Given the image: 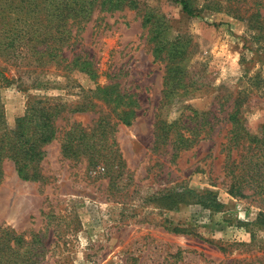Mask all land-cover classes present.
Wrapping results in <instances>:
<instances>
[{
  "label": "rangeland",
  "instance_id": "obj_1",
  "mask_svg": "<svg viewBox=\"0 0 264 264\" xmlns=\"http://www.w3.org/2000/svg\"><path fill=\"white\" fill-rule=\"evenodd\" d=\"M184 1L192 15L181 0L28 1L38 7L24 19L40 16L29 30L66 39L57 48L67 57L0 83V134L25 116L29 97L59 106L54 139L29 164L36 179L0 164V226L34 249L36 264H264V194L230 192L245 151L229 142L228 121L235 108L252 134L264 124V7ZM47 8L66 19L58 12L49 24ZM165 29L170 41L188 40L184 82L196 88L169 104L166 63L153 52ZM75 57L90 71L71 66ZM189 108L215 126L176 151L173 126L202 123L185 118Z\"/></svg>",
  "mask_w": 264,
  "mask_h": 264
},
{
  "label": "trees",
  "instance_id": "obj_2",
  "mask_svg": "<svg viewBox=\"0 0 264 264\" xmlns=\"http://www.w3.org/2000/svg\"><path fill=\"white\" fill-rule=\"evenodd\" d=\"M28 1L5 0L0 5V83L4 86H11L14 83L15 74L20 73L21 76L25 73H34L33 70H24V67H31L34 63L38 65L32 68L42 69L50 65L59 67L67 62V57L61 54L60 49L57 48L66 39L52 34L47 36V32L36 34L35 32L38 31L36 29L29 30L39 25L40 20L38 18L40 16H36L39 11L34 14L37 22L36 20L31 22L24 19L30 13H35L38 7L37 4L32 5ZM256 2L264 7V0ZM130 4H133V2ZM181 4L187 14H193L186 1L181 0ZM31 6H33L32 9ZM135 6H137V3H135ZM15 11L19 12L16 18L14 16ZM61 11L59 8H55V10L47 8V13H45L46 22L53 23L58 18V12H60V17L66 19V13L62 14ZM72 12L74 13L69 15L70 18L76 14L75 9H72ZM70 18H67V20ZM75 18L76 16L72 18V21ZM148 22L151 23L150 20ZM166 31L165 29L157 33L158 35L154 38L153 52L156 58H160L166 63L164 104H169L176 95L186 96L188 93L195 91L196 88L194 84L184 82L187 75L184 68L187 65L188 40L181 45L179 41H170L165 37ZM38 47H42V49ZM77 61L81 60L75 57L70 65L76 67ZM90 64L91 62L87 60L79 63V65L86 67L87 71H90ZM12 67L14 70H12ZM18 81H21V77ZM28 102L25 116L18 118L13 128L0 134V164L4 160L12 161L19 177L23 180L36 179L34 175H29V164L39 155L41 148L54 139L55 126L53 119L59 108L58 105L53 103L54 100L50 98L35 99L29 97ZM189 109L190 113L185 118L189 120L200 119L202 123L196 121L195 124H192L188 120L183 123H174L176 126H173L174 135L171 143L176 151L188 147V143L192 142V135L202 133L204 135L201 136L200 140L209 138V134L215 126L212 122L215 117H211L213 118L211 119L209 112H198ZM236 112L237 110L233 108V112L228 116V121L231 123L229 142L234 146H241L245 153L241 161L229 170L231 177L229 189L232 194L242 197L246 196L244 194L246 190H254L255 194L261 195L264 194V124L260 126L256 135L252 134L236 118ZM163 126H165L164 122L161 123L160 121L157 130L163 131ZM168 127L171 128L172 126ZM157 140L161 141L159 134H157ZM256 175H258L257 178ZM1 177L0 165V181ZM205 193L211 194L212 192L205 191ZM182 199L184 198H178L175 204L184 203L185 200ZM34 257V249L29 247L21 236L17 235L11 228L0 226V264H36Z\"/></svg>",
  "mask_w": 264,
  "mask_h": 264
}]
</instances>
